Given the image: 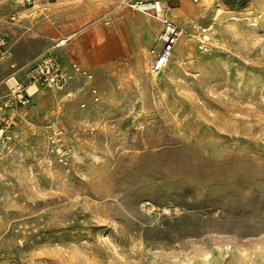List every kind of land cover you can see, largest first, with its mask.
Here are the masks:
<instances>
[{
	"label": "rangeland",
	"instance_id": "1",
	"mask_svg": "<svg viewBox=\"0 0 264 264\" xmlns=\"http://www.w3.org/2000/svg\"><path fill=\"white\" fill-rule=\"evenodd\" d=\"M63 1L0 0V264H264V0H162L186 38L157 75L160 19ZM49 50L72 79L19 106L5 79Z\"/></svg>",
	"mask_w": 264,
	"mask_h": 264
},
{
	"label": "built area",
	"instance_id": "2",
	"mask_svg": "<svg viewBox=\"0 0 264 264\" xmlns=\"http://www.w3.org/2000/svg\"><path fill=\"white\" fill-rule=\"evenodd\" d=\"M56 0H23L24 5L28 9H37L40 12H46L48 5ZM130 7L137 12L153 16L162 21V29L159 35L161 49L157 52L153 60L150 71L152 74L161 72L170 62L175 46L183 33L180 25L163 17L164 3L162 0H131ZM10 19L17 20L16 14H10ZM67 40H61L56 47L63 46ZM9 45V38L5 35L0 36V53H2ZM67 66H62L57 55L49 50L46 55L29 71V83L18 78L16 75H9L5 79V85L21 107H28L32 103V96L26 94L27 89L39 84L45 88H57L63 90L73 76L70 75ZM70 69L75 74L90 77V74L79 64L74 63Z\"/></svg>",
	"mask_w": 264,
	"mask_h": 264
},
{
	"label": "crops",
	"instance_id": "3",
	"mask_svg": "<svg viewBox=\"0 0 264 264\" xmlns=\"http://www.w3.org/2000/svg\"><path fill=\"white\" fill-rule=\"evenodd\" d=\"M65 1H69V0H64L63 3ZM59 6H60V4H56V5H54L53 9H56ZM95 6L96 5L94 4V2H92V3L86 2V3H82L78 6H76L75 7L76 9L74 10L75 11L74 12L75 13L74 18L69 20L70 25L80 26V25L84 24V22L86 20L94 19L96 17V11H95L96 9H94ZM173 9H175V8H173ZM50 10H51V8H49V11ZM170 10H172V8L168 9V15H170L172 19H176L173 16V14L170 13ZM145 15H147V14H145ZM147 16H149V15H147ZM136 25L138 26V27L137 26L136 27L138 28L139 33H141V35L145 36L146 40L142 39L144 45L153 44L156 40V36H157L158 30H159V22L157 20H155V18L150 19V18L138 17V18H136ZM93 36L96 37V34ZM181 45H182V43H181ZM177 54H176V56H177Z\"/></svg>",
	"mask_w": 264,
	"mask_h": 264
},
{
	"label": "bare ground",
	"instance_id": "4",
	"mask_svg": "<svg viewBox=\"0 0 264 264\" xmlns=\"http://www.w3.org/2000/svg\"><path fill=\"white\" fill-rule=\"evenodd\" d=\"M164 3V2H163ZM165 6V5H164ZM191 10L192 11H194V12H196V10L191 6ZM180 11V10H179ZM178 10H176V9H172V12H174V15H175V17H176V19L178 18V17H180L181 16V14H180V12H179ZM163 12H164V10H163ZM185 18V17H184ZM257 18V17H256ZM254 19V18H253ZM236 20H238V19H236ZM233 21V20H232ZM251 23V22H250ZM257 23V22H256ZM253 24V23H252ZM185 27V26H184ZM188 27V26H187ZM196 27H198V29H200V28H202L205 32H209V30L207 29V28H204V27H202V26H200V25H198V24H196ZM186 29V28H185ZM184 32V31H183ZM185 38H186V36H185V33H182V37H181V39H180V41H181V43L182 44H184V41H185ZM203 46V44L201 45V47ZM205 47V46H204ZM177 51H175V54H177L176 53ZM162 72V71H161ZM161 72H159V73H161ZM159 73H157V74H159ZM157 74H155V75H157Z\"/></svg>",
	"mask_w": 264,
	"mask_h": 264
}]
</instances>
